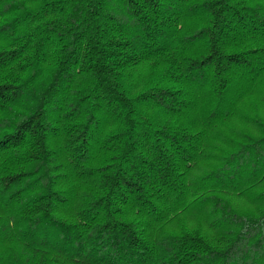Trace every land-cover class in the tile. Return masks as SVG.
Instances as JSON below:
<instances>
[{
  "label": "trees",
  "instance_id": "trees-1",
  "mask_svg": "<svg viewBox=\"0 0 264 264\" xmlns=\"http://www.w3.org/2000/svg\"><path fill=\"white\" fill-rule=\"evenodd\" d=\"M0 264H264V0H0Z\"/></svg>",
  "mask_w": 264,
  "mask_h": 264
},
{
  "label": "rangeland",
  "instance_id": "rangeland-1",
  "mask_svg": "<svg viewBox=\"0 0 264 264\" xmlns=\"http://www.w3.org/2000/svg\"><path fill=\"white\" fill-rule=\"evenodd\" d=\"M259 99H260V93H255V94H252L247 100H245L244 102L241 101L240 103H238V108L240 107H245V105H248V106H252V105H256L255 103L257 104H260L259 102ZM259 102V103H258ZM234 121L240 125H245V124H248L245 120L243 119H240L239 117L235 118ZM235 203L236 205L238 206H242V207H252V204L249 203L248 201H245V199L243 197H235ZM185 219H187V223L190 224V225H193L195 223V219L193 216L191 215H186L184 216ZM189 220H192V221H189ZM207 232L210 234L212 233L211 231L207 230Z\"/></svg>",
  "mask_w": 264,
  "mask_h": 264
}]
</instances>
